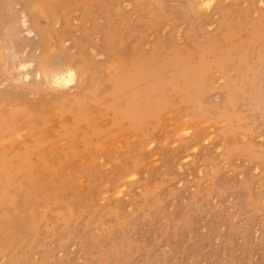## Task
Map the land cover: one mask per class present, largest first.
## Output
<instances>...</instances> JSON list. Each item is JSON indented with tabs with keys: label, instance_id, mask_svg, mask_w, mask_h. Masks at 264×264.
<instances>
[{
	"label": "rangeland",
	"instance_id": "1",
	"mask_svg": "<svg viewBox=\"0 0 264 264\" xmlns=\"http://www.w3.org/2000/svg\"><path fill=\"white\" fill-rule=\"evenodd\" d=\"M203 1L0 0V264H264V0Z\"/></svg>",
	"mask_w": 264,
	"mask_h": 264
},
{
	"label": "bare ground",
	"instance_id": "2",
	"mask_svg": "<svg viewBox=\"0 0 264 264\" xmlns=\"http://www.w3.org/2000/svg\"><path fill=\"white\" fill-rule=\"evenodd\" d=\"M203 5H205V6H210L211 4H212V0H204L203 2ZM4 6H5V4H4ZM34 16V15H33ZM35 18H37V17H35ZM22 21V20H21ZM25 21V20H24ZM47 46H48V44H47ZM46 46V47H47ZM179 57V56H178ZM181 58V57H180ZM254 59V58H253ZM40 60V68L42 69H48V65H49V56L46 54V55H44L43 56V58H41V59H39ZM67 66V65H66ZM174 66V65H173ZM177 67H179V66H177ZM184 67V66H183ZM183 71V70H182ZM26 73V72H25ZM51 75H52V80H51V82L53 83V84H58V85H66V84H68V83H70L73 79H74V76H75V73H74V71H73V69L72 68H62V67H56V68H52L51 69ZM195 74H197V73H195ZM236 74V73H235ZM249 74V73H248ZM123 75V74H122ZM182 75V74H181ZM202 75H203V73H202ZM28 76V75H27ZM121 76V75H120ZM121 77H124V76H121ZM121 77L119 78L120 80H122L121 79ZM159 77V76H158ZM180 77V76H179ZM206 77H208V76H206ZM209 77H210V75H209ZM50 78V77H49ZM124 79V78H123ZM190 79H192V78H190ZM119 81V80H118ZM132 81V80H131ZM139 81V80H138ZM210 81V80H209ZM115 82V81H114ZM158 82V81H157ZM130 83H132V82H130ZM142 83V82H141ZM122 84V83H121ZM211 84V83H210ZM119 85V84H118ZM118 85H116L117 87H118ZM199 85V84H198ZM264 85V84H263ZM170 86V85H169ZM187 86V85H186ZM195 86H197V85H195ZM57 87V86H56ZM125 87H127V84H126V86ZM151 87H152V85H151ZM160 87V86H159ZM174 87V86H173ZM210 87H211V85H210ZM213 87V86H212ZM226 87H228V85L226 86ZM247 87V86H246ZM161 88V87H160ZM175 88V87H174ZM183 88V87H182ZM117 88H115V90H116ZM152 89V88H151ZM184 89V88H183ZM153 90H154V88H153ZM167 90V89H166ZM170 90H172V89H170ZM201 90V86H200V89H199V91ZM212 90V89H211ZM180 91V90H179ZM184 91H185V89H184ZM198 91V92H199ZM203 92H205V91H207V87H204L203 86V90H202ZM197 92V91H196ZM197 92V93H198ZM257 92H259V91H257ZM157 93V92H156ZM193 93V92H192ZM200 93V92H199ZM199 93H198V97H196V98H198V99H200V98H202V100H203V97H201L202 95L200 94L199 95ZM228 93V92H227ZM263 93V92H262ZM178 94H179V92H178ZM189 94V93H188ZM195 93H193V95H194ZM134 95V94H133ZM160 95V94H159ZM190 95H191V93H190ZM229 95H230V93H229ZM137 96H140L139 94L137 95ZM146 96V95H145ZM157 96V95H156ZM204 96V95H203ZM228 96V95H227ZM262 95H259V97H261ZM132 97V96H131ZM144 97V96H143ZM190 97V96H189ZM148 98V97H147ZM154 98V97H153ZM257 98V97H256ZM131 100H133V98H130ZM135 99V98H134ZM141 99H142V96H141ZM198 99L196 100V101H198ZM260 99V98H259ZM138 101H139V99H137ZM143 100V99H142ZM146 100V99H145ZM256 100V99H255ZM136 100H134V102H135ZM137 101V102H138ZM159 101H161V100H159ZM163 101V100H162ZM132 102V101H131ZM166 102V101H165ZM195 102V101H194ZM157 103V102H156ZM160 103V102H159ZM159 103L158 104H156V106L157 105H159ZM163 103H164V101H163ZM127 104V103H126ZM134 104V103H133ZM170 104V103H169ZM130 105V104H129ZM129 105H127V106H129ZM141 105V104H140ZM149 105V104H148ZM151 105V104H150ZM154 105V104H153ZM152 105V106H153ZM165 105V104H164ZM126 106V105H125ZM130 107V106H129ZM128 107V108H129ZM141 107V106H140ZM155 107V106H154ZM167 107V106H166ZM137 108H138V106H137ZM150 108H151V106H150ZM159 108V107H158ZM163 108V107H162ZM127 109V108H126ZM207 109V108H206ZM139 110V109H138ZM145 110V109H144ZM147 111H148V109H146ZM151 110V109H150ZM153 110H151V112H152ZM149 112V111H148ZM198 113V112H197ZM208 113V112H207ZM146 114H148V113H146ZM149 115H147L146 117H148ZM129 119H131V118H129ZM159 138V137H158ZM97 169V168H96ZM3 177V176H2Z\"/></svg>",
	"mask_w": 264,
	"mask_h": 264
}]
</instances>
